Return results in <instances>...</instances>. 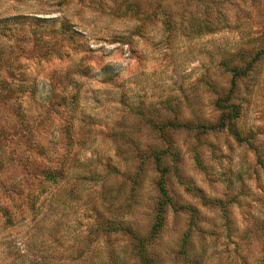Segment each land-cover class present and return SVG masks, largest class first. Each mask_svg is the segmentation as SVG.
<instances>
[{"label": "rangeland", "instance_id": "rangeland-1", "mask_svg": "<svg viewBox=\"0 0 264 264\" xmlns=\"http://www.w3.org/2000/svg\"><path fill=\"white\" fill-rule=\"evenodd\" d=\"M187 229L261 257L264 0H0V264H188Z\"/></svg>", "mask_w": 264, "mask_h": 264}, {"label": "trees", "instance_id": "trees-1", "mask_svg": "<svg viewBox=\"0 0 264 264\" xmlns=\"http://www.w3.org/2000/svg\"><path fill=\"white\" fill-rule=\"evenodd\" d=\"M235 108L230 107V109H228L227 112V116L225 117L226 122L228 123L227 127L228 129H231V126L229 124V121L232 120L233 117H235ZM223 119H221V123ZM152 158H153V162L156 166V169L159 173L157 182H156V190L158 193V202L156 205V209H157V222L156 224H154L153 226V231H155V227H157V225H159L160 222V214L163 211V208L166 205H170V199L167 195V191L166 188L164 186V178H163V174H164V169L159 167V160H160V155L158 154V152H151ZM211 205H215L213 202H210ZM222 204L220 203L219 206H221ZM221 209V208H220ZM189 215H190V219L188 220L189 225L188 226H192L194 225L193 221L196 219V214H195V210L193 208H190L188 210H186ZM190 229H187L181 236V244L179 246V250H178V255L182 256V260L186 261L188 264H199V253L197 254L196 251L194 250L192 243L189 239V234ZM264 235V234H263ZM137 240V253H136V257H137V261L135 264H153L151 258L149 257V251L145 250L147 248H145L143 246V242L142 240H140L139 238H135ZM260 252H261V257L260 259H258L257 261H255L254 264H264V244L260 246ZM231 259L230 261H234V259L237 257L241 260L242 264H250V262H248L246 260V258L244 257V260L242 259L241 255L238 252V247H235L231 252ZM229 261V263H230ZM231 261V262H232ZM152 262V263H151Z\"/></svg>", "mask_w": 264, "mask_h": 264}]
</instances>
